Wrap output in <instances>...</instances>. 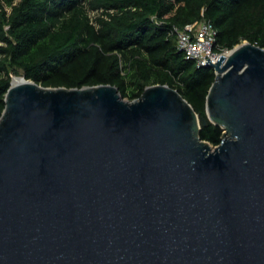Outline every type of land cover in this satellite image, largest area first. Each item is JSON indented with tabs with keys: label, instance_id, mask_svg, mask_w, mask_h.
<instances>
[{
	"label": "water",
	"instance_id": "95a60500",
	"mask_svg": "<svg viewBox=\"0 0 264 264\" xmlns=\"http://www.w3.org/2000/svg\"><path fill=\"white\" fill-rule=\"evenodd\" d=\"M228 52L207 61L219 145L168 84L129 100L112 84L13 76L0 117V264H264V47Z\"/></svg>",
	"mask_w": 264,
	"mask_h": 264
},
{
	"label": "trees",
	"instance_id": "16d2710c",
	"mask_svg": "<svg viewBox=\"0 0 264 264\" xmlns=\"http://www.w3.org/2000/svg\"><path fill=\"white\" fill-rule=\"evenodd\" d=\"M204 19L218 53L244 41L264 47V0H0V117L13 76L45 87L112 84L129 100L168 84L199 114L201 138L219 145L224 129L207 113L216 71L187 58L175 32Z\"/></svg>",
	"mask_w": 264,
	"mask_h": 264
},
{
	"label": "built area",
	"instance_id": "2783aa9c",
	"mask_svg": "<svg viewBox=\"0 0 264 264\" xmlns=\"http://www.w3.org/2000/svg\"><path fill=\"white\" fill-rule=\"evenodd\" d=\"M180 50L187 58L194 59L200 66H209L207 61L216 62L221 54L214 50L217 44V30L209 20L189 23L183 28H175ZM227 53V52H226Z\"/></svg>",
	"mask_w": 264,
	"mask_h": 264
},
{
	"label": "bare ground",
	"instance_id": "6f19581e",
	"mask_svg": "<svg viewBox=\"0 0 264 264\" xmlns=\"http://www.w3.org/2000/svg\"><path fill=\"white\" fill-rule=\"evenodd\" d=\"M230 52H228L229 54ZM24 79L22 77H14V84H18V83H21L23 82Z\"/></svg>",
	"mask_w": 264,
	"mask_h": 264
},
{
	"label": "rangeland",
	"instance_id": "374dc122",
	"mask_svg": "<svg viewBox=\"0 0 264 264\" xmlns=\"http://www.w3.org/2000/svg\"><path fill=\"white\" fill-rule=\"evenodd\" d=\"M97 11H92L91 12V15L93 16V18H95L97 16ZM228 52V51H225V53ZM22 76V75H21Z\"/></svg>",
	"mask_w": 264,
	"mask_h": 264
}]
</instances>
